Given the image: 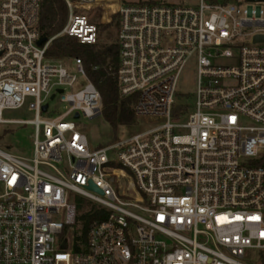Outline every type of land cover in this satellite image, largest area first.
<instances>
[{
  "label": "built area",
  "instance_id": "2783aa9c",
  "mask_svg": "<svg viewBox=\"0 0 264 264\" xmlns=\"http://www.w3.org/2000/svg\"><path fill=\"white\" fill-rule=\"evenodd\" d=\"M64 1L63 29L39 44L42 0H0V124L34 126L32 157L0 148V264H264V0ZM104 27L119 95L153 127L92 148L79 120L102 96L80 58L88 83L67 92L72 65L46 52L63 35L94 45ZM192 60L194 102L177 100ZM58 97L64 112L42 119ZM24 107L34 120L3 118ZM79 198L107 213L86 238Z\"/></svg>",
  "mask_w": 264,
  "mask_h": 264
},
{
  "label": "trees",
  "instance_id": "16d2710c",
  "mask_svg": "<svg viewBox=\"0 0 264 264\" xmlns=\"http://www.w3.org/2000/svg\"><path fill=\"white\" fill-rule=\"evenodd\" d=\"M67 14L68 9L64 0H42L39 23L41 37L49 40L58 34L66 23ZM107 30L108 28L104 27L101 33ZM46 57L60 61L80 58L88 78L102 96L103 119L115 132L121 126L136 124L138 120L134 111L136 97L121 98L119 95L116 75L119 65L117 38L106 43L99 39L94 45H84L75 37L63 35L50 43ZM255 164L264 166V155ZM78 201L79 220L84 224L86 238L89 227L95 221L105 219L107 213L82 198Z\"/></svg>",
  "mask_w": 264,
  "mask_h": 264
},
{
  "label": "rangeland",
  "instance_id": "374dc122",
  "mask_svg": "<svg viewBox=\"0 0 264 264\" xmlns=\"http://www.w3.org/2000/svg\"><path fill=\"white\" fill-rule=\"evenodd\" d=\"M224 1V0H221ZM230 2H240L243 9L248 7L247 0H228ZM162 2L167 4L183 5L195 7L199 4V0H162ZM262 18L264 19V3L261 4ZM117 30L114 28H109L107 31L100 34V40L103 42H109L116 40ZM62 63L66 66L72 65V60H63ZM223 64L229 63L228 60L222 61ZM71 71L77 75V81L72 88H68L67 92H77L84 88L88 83V80L83 75L77 73L76 68L72 65ZM197 91V68L196 63L192 60L183 70L177 84V100L184 101L185 98L190 96L191 100L194 102V95ZM193 102L191 104H193ZM50 113L42 114L41 118H52L51 114L56 111L58 113L64 112L65 102L61 101L58 97L55 100L49 101ZM3 118L8 121H20L28 122L35 119V113L29 111L26 107L20 110H8L4 111ZM83 125V132L88 136L90 145L92 148L98 146H108L116 141L125 140L129 137L134 136L144 130L150 129L153 126L147 123L144 119L138 118L136 124L130 126H121L115 132L112 127L103 119L102 115L94 118L87 119L82 117L79 120ZM33 135L34 126L32 124L26 123H9L0 124V148L7 150L9 152L25 156L32 157L34 152L33 147ZM89 204H93L99 207L97 204L86 200ZM60 221L65 220L63 215L59 217Z\"/></svg>",
  "mask_w": 264,
  "mask_h": 264
},
{
  "label": "water",
  "instance_id": "95a60500",
  "mask_svg": "<svg viewBox=\"0 0 264 264\" xmlns=\"http://www.w3.org/2000/svg\"><path fill=\"white\" fill-rule=\"evenodd\" d=\"M250 1L258 2V1H263V0H250ZM46 41H47V40H46L45 38H42V39L39 41V44H43V43H45ZM256 41H264V36H257V37H256ZM59 92H60V93H63V90L61 89V90H59ZM54 97H55V95L52 96V99H54ZM47 108H48V105H45V106L43 107V111H46ZM78 117H79V115L76 116V118H78ZM91 188H92L93 190L99 192V193H102V191H101L98 187H96L95 185H91Z\"/></svg>",
  "mask_w": 264,
  "mask_h": 264
}]
</instances>
